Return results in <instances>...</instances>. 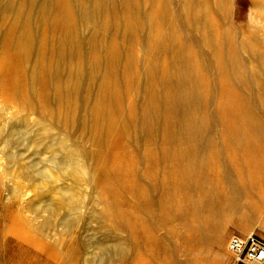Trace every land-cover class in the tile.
I'll return each mask as SVG.
<instances>
[{"label":"rangeland","instance_id":"374dc122","mask_svg":"<svg viewBox=\"0 0 264 264\" xmlns=\"http://www.w3.org/2000/svg\"><path fill=\"white\" fill-rule=\"evenodd\" d=\"M29 1L11 0L4 19L11 86L0 96L47 126L59 155L72 153L86 171L55 169L56 192L35 176L33 161L44 158L35 146L21 139L10 162L0 145V264H244L230 237L264 238V137L245 125L254 82L264 103V33L247 21L264 0ZM181 77L200 80L188 85L199 101L182 108ZM187 118L203 132L191 133ZM229 180L250 215L211 211L216 226L202 242L198 199H228Z\"/></svg>","mask_w":264,"mask_h":264},{"label":"bare ground","instance_id":"6f19581e","mask_svg":"<svg viewBox=\"0 0 264 264\" xmlns=\"http://www.w3.org/2000/svg\"><path fill=\"white\" fill-rule=\"evenodd\" d=\"M41 1L38 0V4ZM42 3V2H41ZM35 0H30L28 5L30 7H37ZM14 6L11 3V0H0V86L4 89L10 88L11 84L7 81L6 76L9 75L10 68L12 66L11 62L3 61L5 58L3 52L6 50V39L9 34L10 29L3 28L4 19L8 16L9 13L13 12ZM14 28L15 24H12ZM19 32L21 31V23H18ZM8 33V34H7ZM7 34V35H6ZM31 32H28L27 29L22 25V32L20 38L27 36V41L30 42L32 39ZM20 39V40H21ZM20 42V41H19ZM200 80H196V84ZM247 82L250 83L249 77L247 78ZM188 82L187 79L181 77L178 80L177 88L175 89V106L182 108L185 105L187 100H191L192 104H195L198 100L195 95L194 90H189L188 85H196ZM260 88L259 82H254L251 86V106L247 108V119L245 122L246 129L252 130L253 132H257L262 134L261 139L264 137V103H259L256 99L258 96V89ZM12 105L6 103L4 97L0 96V145L2 144L7 150V156L9 161H14L17 159L18 155H13V148L20 146V140H25L30 146H35L38 150L37 153H41L44 155V158H36L33 161V164L36 167V175L38 179H50L51 183H46L48 186L52 187L54 191L59 192V177H57L54 181V170L59 168L66 169L69 168V174L76 175L79 172H84V167L80 164V160L75 157L72 153H65L59 155V147H57V142L53 140V137L47 132L48 127L44 126L41 123L31 124L30 116L28 114H23L20 112L21 110H16L13 112ZM9 114L12 116L9 117ZM183 124L189 129V131L193 134H200L203 132L204 128L202 125L193 121L192 118H187L183 121ZM47 139V140H46ZM46 140V141H45ZM44 141V142H43ZM205 142V139H204ZM1 145V146H2ZM23 148V146L21 145ZM56 148V149H55ZM67 170V169H66ZM10 172V171H9ZM15 172V170H14ZM59 172V171H58ZM230 174L227 170L226 174ZM6 174V173H5ZM9 174V173H7ZM67 174V173H66ZM12 181H14V186L11 189V193L14 196H21L23 193L21 182L19 181V175L10 173ZM7 176V175H6ZM9 176V175H8ZM78 176V175H77ZM21 179V176H20ZM89 180L95 179L93 173H89ZM205 176L200 177L196 181V185H200L204 183ZM231 185V191L228 195V199L226 200H218L214 206L210 207V203L208 202L211 198V193H207L205 196H201L198 200V206L200 211H202L204 218H206L207 224L203 225L198 230V238L204 242L205 237L212 231V228L216 225H213L214 222L210 216L211 211L217 212V214H222V216H230L232 218L234 215L239 214L240 216H248L250 215V211H247V205L241 203L239 198H241L242 190L236 186L232 180L228 181ZM77 186V184H76ZM75 186V187H76ZM38 191L43 192L45 190V186L38 185ZM67 188L65 187L62 192L66 197H69V202L74 205L79 204L81 198L76 192V188ZM77 194V195H76ZM45 209L51 211L54 209V206L51 203L45 204ZM222 218V217H221ZM205 221V222H206ZM217 229V228H215ZM226 230V229H225ZM223 230L221 233V237L226 233ZM242 232H247L246 229H243ZM102 247V246H101ZM104 248V247H103ZM109 252V251H108ZM112 254L120 252V248L111 250ZM110 253V252H109ZM116 256V255H115Z\"/></svg>","mask_w":264,"mask_h":264},{"label":"built area","instance_id":"2783aa9c","mask_svg":"<svg viewBox=\"0 0 264 264\" xmlns=\"http://www.w3.org/2000/svg\"><path fill=\"white\" fill-rule=\"evenodd\" d=\"M228 247L237 263L264 264V238L255 233L232 235Z\"/></svg>","mask_w":264,"mask_h":264},{"label":"clouds","instance_id":"9594fccd","mask_svg":"<svg viewBox=\"0 0 264 264\" xmlns=\"http://www.w3.org/2000/svg\"><path fill=\"white\" fill-rule=\"evenodd\" d=\"M247 21L250 31L257 34L264 33V10L258 12L257 9L250 7Z\"/></svg>","mask_w":264,"mask_h":264}]
</instances>
